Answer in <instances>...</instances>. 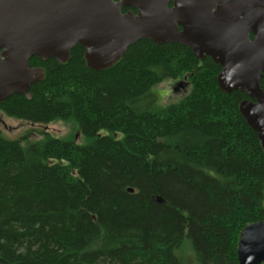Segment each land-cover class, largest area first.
<instances>
[{
    "label": "trees",
    "instance_id": "16d2710c",
    "mask_svg": "<svg viewBox=\"0 0 264 264\" xmlns=\"http://www.w3.org/2000/svg\"><path fill=\"white\" fill-rule=\"evenodd\" d=\"M30 66L44 80L3 115L74 122L87 143L0 130V264H238L241 232L264 221V149L219 64L141 40L102 71L81 46ZM185 79V97L157 103L156 87Z\"/></svg>",
    "mask_w": 264,
    "mask_h": 264
},
{
    "label": "water",
    "instance_id": "95a60500",
    "mask_svg": "<svg viewBox=\"0 0 264 264\" xmlns=\"http://www.w3.org/2000/svg\"><path fill=\"white\" fill-rule=\"evenodd\" d=\"M141 40L180 44L219 64L220 89L251 99L239 110L264 149V0H0V103L32 98L45 78L33 57L65 64L81 46L88 67L102 71ZM237 255L238 264H264V221L243 229Z\"/></svg>",
    "mask_w": 264,
    "mask_h": 264
},
{
    "label": "rangeland",
    "instance_id": "374dc122",
    "mask_svg": "<svg viewBox=\"0 0 264 264\" xmlns=\"http://www.w3.org/2000/svg\"><path fill=\"white\" fill-rule=\"evenodd\" d=\"M185 81L186 79L181 81H169L156 87L154 89V94L157 97V103L166 106L185 97L190 91V87L185 84ZM182 85H184V87ZM0 130H2L8 138L17 139L26 137L27 142L30 143L40 140L43 131H48L50 134L60 139L75 140L79 145L87 143V139L79 136L77 133L74 122H57L45 127L8 119L3 116L0 118ZM101 134H104V132Z\"/></svg>",
    "mask_w": 264,
    "mask_h": 264
},
{
    "label": "flooded vegetation",
    "instance_id": "af4514ba",
    "mask_svg": "<svg viewBox=\"0 0 264 264\" xmlns=\"http://www.w3.org/2000/svg\"><path fill=\"white\" fill-rule=\"evenodd\" d=\"M172 7V6H171ZM123 11H124V9H123ZM129 11H132V12H134L135 14L137 13V11L136 10H131V9H126V11H125V13H127V12H129ZM31 67V66H30ZM31 68H33V69H38L39 67H31ZM186 85H187V83H186ZM183 87H184V85H182ZM188 86V85H187ZM13 96H23V95H13ZM13 96H11V97H13ZM10 97V98H11ZM10 98H8L7 100H9ZM7 100H4V101H2L1 103H0V105L1 104H3L4 102H6ZM4 115H3V113H2V110H0V118L1 117H3ZM6 117V116H5ZM8 118V117H7ZM8 119H10V118H8Z\"/></svg>",
    "mask_w": 264,
    "mask_h": 264
}]
</instances>
